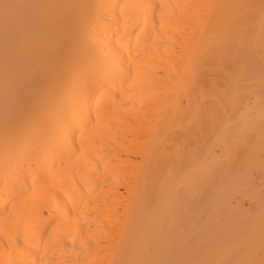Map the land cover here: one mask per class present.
I'll return each mask as SVG.
<instances>
[{
	"label": "bare ground",
	"instance_id": "6f19581e",
	"mask_svg": "<svg viewBox=\"0 0 264 264\" xmlns=\"http://www.w3.org/2000/svg\"><path fill=\"white\" fill-rule=\"evenodd\" d=\"M8 2L0 264H261L264 0Z\"/></svg>",
	"mask_w": 264,
	"mask_h": 264
},
{
	"label": "snow or ice",
	"instance_id": "6c2138e0",
	"mask_svg": "<svg viewBox=\"0 0 264 264\" xmlns=\"http://www.w3.org/2000/svg\"><path fill=\"white\" fill-rule=\"evenodd\" d=\"M20 7L22 6L9 3L8 0H4L3 3H0V18L3 19L6 26L15 19L14 12ZM262 16H264V8H262ZM261 264H264V260L261 261Z\"/></svg>",
	"mask_w": 264,
	"mask_h": 264
}]
</instances>
